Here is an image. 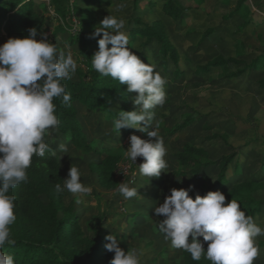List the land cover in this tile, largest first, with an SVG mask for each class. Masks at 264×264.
<instances>
[{
	"label": "rangeland",
	"instance_id": "rangeland-1",
	"mask_svg": "<svg viewBox=\"0 0 264 264\" xmlns=\"http://www.w3.org/2000/svg\"><path fill=\"white\" fill-rule=\"evenodd\" d=\"M35 1L37 11L47 17L51 24L45 32L50 42L56 43L65 55L71 52L77 68L83 66L80 45L71 44L68 40L70 34L80 27L79 13L72 11L70 16L63 17L49 4V0ZM70 1L73 9L75 0ZM134 1H92L80 4L94 9L98 25L109 14L124 19L125 31L129 35L130 20L136 15ZM185 1L192 7L179 19L164 13L162 0H141L139 3L144 19L153 21L157 18L164 22L167 34L180 54L184 69L182 76H175L176 66L171 60L164 64L158 43L150 46L146 57L142 53L141 35H137L136 41L129 46L145 63H154L156 71L166 80V103L153 111L154 123L158 124L159 135L163 137L167 148L165 159L168 172H162L159 178L142 176L139 174V164L143 162V158L137 157L135 164L124 156L116 170L118 184L115 188L108 189L100 185L97 173L89 168L92 160H98L102 156L95 152L83 153L59 129L54 134V143L49 138V142L57 150L59 143L66 144L69 149L68 154L64 155L58 150L64 179L67 178L71 165L76 166L82 173L81 181L92 188L90 194H72L66 191L64 196L65 203L73 204L74 210L81 216L85 232L94 236L89 230L90 220L99 213L107 212L103 229L109 234H117L119 245L125 251L136 250L141 264H183V250L173 248L159 231L158 222L164 217L157 216L154 207L171 194L172 188L183 187L189 189L190 195L196 194L201 192L202 184L212 182L219 174L218 163L202 171L197 179L189 174L177 173L178 153L186 144L205 148L210 157L218 161L227 155L235 156L229 165L230 169L233 172L240 165L243 177L262 174L264 88L258 84V79L264 76V68L247 70L240 77L228 79L221 76L220 67H213L204 73H197L195 68L217 55H242L250 63L255 56L261 54L264 51V8L258 7L253 0H245L242 10L237 9L240 0H203L198 6L196 0ZM121 3L125 7L117 10V5ZM59 26L62 29L56 33ZM8 38L4 32H0V45ZM135 95V92H131L129 96L127 105L131 109L138 107L133 103ZM76 105L83 129L90 140L96 141L97 147L119 144L126 151L130 135L136 134L142 139H149L146 133L131 128H121L119 135L113 128L116 118H106L103 112L92 111L80 101ZM120 108V105L116 106V110ZM187 114L194 117L192 122L171 131L175 124L184 121ZM120 182L137 188V195L125 199L117 191ZM255 195L264 201V186ZM254 222L264 228V202L262 213L255 217ZM197 239L204 245L207 243L202 236ZM191 240L192 237L189 236V242ZM256 243L260 254L254 264H264V235L258 236Z\"/></svg>",
	"mask_w": 264,
	"mask_h": 264
},
{
	"label": "clouds",
	"instance_id": "clouds-1",
	"mask_svg": "<svg viewBox=\"0 0 264 264\" xmlns=\"http://www.w3.org/2000/svg\"><path fill=\"white\" fill-rule=\"evenodd\" d=\"M124 7L121 3L117 10ZM27 32L26 36L10 37L0 45V264H14V256L3 251L6 243H14L10 226L17 220L15 196L10 189L27 182V169L34 156L43 157L50 151L45 137L55 142L60 122L54 99L70 106L71 94L62 81L71 79L77 68L71 52L65 55L56 43L50 42L47 33L37 27ZM97 37L98 51L91 56L92 67L101 76L127 85V92L136 93L133 103L138 107L120 111L113 121L114 130L120 135L121 128H131L149 137L130 135L125 156L135 164L137 157H142L139 174L159 178L162 172H168L167 148L154 123L153 109L166 103V80L154 63H145L130 49L124 19L105 16L91 34V38ZM58 150L63 155L69 151L64 143L58 144ZM81 177L78 167L71 165L64 184L57 182L55 191L90 194L92 188ZM117 191L125 199L138 193L137 188L124 182L119 183ZM170 191L154 212L164 217L157 227L173 248L190 253L195 261L203 256L211 264H254L260 254L256 238L264 235V228L252 216H246L236 199L225 203V194L219 190L203 196L196 192L195 198L183 187ZM200 236L207 242L206 249L197 239ZM106 240V249L114 252L110 264H141L136 250L120 247L117 234L110 233Z\"/></svg>",
	"mask_w": 264,
	"mask_h": 264
},
{
	"label": "trees",
	"instance_id": "trees-1",
	"mask_svg": "<svg viewBox=\"0 0 264 264\" xmlns=\"http://www.w3.org/2000/svg\"><path fill=\"white\" fill-rule=\"evenodd\" d=\"M110 3L112 0H75L73 9L70 0H49V4L63 17H68L72 11L79 13L80 27L71 33L68 40L71 44H79V53L82 56L83 66L76 69L71 79L63 80L66 92L71 94L69 105L61 99H54L57 105L59 119V132L63 134L75 147L83 153L95 152L102 156L89 163L91 171L96 172L101 186L112 189L118 184L116 170L120 161L125 156V148L121 145H108L97 147L96 141L90 140L83 129L78 116L77 101L92 111L103 112L106 118H118L122 110L131 111L127 105L130 93L126 91L127 85H120L110 76H101L92 67L91 56L98 51V39L91 38L95 27H99L92 7H83L81 2ZM135 0L136 15L130 20V44L135 42L137 35L144 38L143 48L147 49L153 42L159 44V53L164 64L171 60L175 68V76L184 73L179 51L172 43L165 30L161 19L147 22L139 14V3ZM203 0H196L199 5ZM258 7L264 8V0H253ZM245 0H240L238 10H242ZM185 0H163L162 10L174 19L182 17L184 12L191 8ZM32 27L46 32L51 27L48 18L36 9L35 0H5L0 5V32L10 37H23L28 35L27 30ZM62 27L56 28V33ZM213 29L210 31L212 32ZM37 39H40L38 34ZM57 45V44H56ZM58 47V45H57ZM214 66L222 68L221 76L224 78L239 77L247 70L264 68V51L255 56L248 63L241 56L217 55L196 67L197 73L209 71ZM77 75V78L75 77ZM258 84L264 88V76L258 79ZM120 105V110L116 106ZM194 117L187 114L182 123H177L171 131L181 129L192 122ZM49 142V137H45ZM50 143V142H49ZM55 152V155H53ZM235 156H224L220 161L212 159L208 150L193 144H186L178 153L180 175H191L197 179L201 171L214 164L219 165L220 171L217 178L210 184L204 185L200 194L203 196L208 191H222L232 179L229 169ZM264 171V162L262 165ZM240 169L237 167V171ZM27 182L20 183L16 188L10 189V194L15 196V214L17 220L10 226V238L14 243L4 245L3 251L14 256V264H110L114 252L106 249V236L103 229L107 221V212H102L93 217L89 222V230L94 236L88 235L81 223V216L74 210L73 204L67 205L64 200L66 194L57 193L55 184H64V176L60 168L58 150L50 143V151L43 157L34 156L31 166L27 169ZM264 186L259 178L237 179L229 186L225 203L236 199L246 216L255 217L262 212L263 200L256 197V192ZM195 198V195L192 196ZM207 248V243L204 245ZM183 264H211L202 256L195 261L190 253L182 252Z\"/></svg>",
	"mask_w": 264,
	"mask_h": 264
},
{
	"label": "crops",
	"instance_id": "crops-1",
	"mask_svg": "<svg viewBox=\"0 0 264 264\" xmlns=\"http://www.w3.org/2000/svg\"><path fill=\"white\" fill-rule=\"evenodd\" d=\"M163 1V0H162ZM151 3H152V1H151ZM162 5H163V2H162ZM196 6H198V4H197V2H196ZM139 14L143 17V15H142V13L140 12V10H139ZM144 19V18H143ZM157 19V18H156ZM145 21H147V22H152V21H148V20H146V19H144ZM155 20V19H154ZM130 38H129V44H130V40H131V36L130 35H128ZM142 41H141V44H142V42L144 41V38L142 37ZM136 41V40H135ZM153 43H155V42H153ZM152 43V44H153ZM151 44V45H152ZM150 45V46H151ZM150 46L147 48V49H144L143 48V57H146L147 56V52L149 51V49H150ZM198 66V65H197ZM196 66V67H197ZM214 67H220V66H214ZM213 68V67H212ZM221 68V67H220ZM195 71H196V68H195ZM222 73V72H221ZM220 73V74H221ZM244 75V74H243ZM242 76V75H241ZM240 77V76H239ZM233 78H236V77H233ZM226 79H228V78H226ZM86 107V106H85ZM119 145V144H118ZM115 146V145H114ZM264 162V161H263ZM263 162H262V165H263ZM215 165V164H214ZM214 165H212V166H214ZM211 167V166H210ZM210 167H208V168H210ZM237 167L240 169L239 171H237ZM208 168H205V169H203L202 171H204V170H206V169H208ZM229 169H230V166H229ZM201 171V172H202ZM230 171H231V169H230ZM261 172H262V174L261 175H252V176H250V177H243L242 176V169H241V167H240V165H237L236 167H235V169H234V171L232 172L231 171V174H232V181L229 183V184H227V186L221 191V192H223L224 194H225V197H226V193H227V190H228V188H229V186H231V184L234 182V181H236L237 179H248V178H259V179H262V180H264V171H263V168H262V166H261ZM201 174V173H200ZM188 175V174H187ZM200 176V175H199ZM198 176V177H199ZM218 176V175H217ZM190 177H191V175H190ZM193 178V177H192ZM217 178V177H216ZM215 178V179H216ZM194 179V178H193ZM214 179V180H215ZM213 180V181H214ZM212 181V182H213ZM212 182H210V183H212ZM210 183H204V184H202V186H201V191H202V187L204 186V185H208V184H210ZM200 193V192H199ZM193 195H195V194H191V196H193ZM262 213V212H261ZM259 215V214H258Z\"/></svg>",
	"mask_w": 264,
	"mask_h": 264
},
{
	"label": "water",
	"instance_id": "water-1",
	"mask_svg": "<svg viewBox=\"0 0 264 264\" xmlns=\"http://www.w3.org/2000/svg\"><path fill=\"white\" fill-rule=\"evenodd\" d=\"M3 1H5V0H0V5H1V3H2Z\"/></svg>",
	"mask_w": 264,
	"mask_h": 264
}]
</instances>
